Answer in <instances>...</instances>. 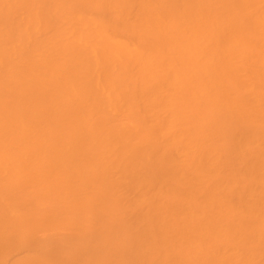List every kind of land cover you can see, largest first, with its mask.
<instances>
[{
    "label": "bare ground",
    "instance_id": "1",
    "mask_svg": "<svg viewBox=\"0 0 264 264\" xmlns=\"http://www.w3.org/2000/svg\"><path fill=\"white\" fill-rule=\"evenodd\" d=\"M0 264H264V0H0Z\"/></svg>",
    "mask_w": 264,
    "mask_h": 264
}]
</instances>
